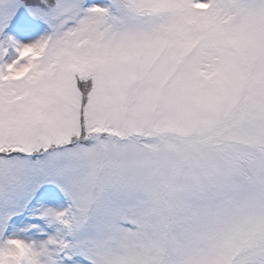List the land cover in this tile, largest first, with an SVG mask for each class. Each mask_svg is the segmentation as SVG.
<instances>
[{
    "label": "snow or ice",
    "instance_id": "obj_1",
    "mask_svg": "<svg viewBox=\"0 0 264 264\" xmlns=\"http://www.w3.org/2000/svg\"><path fill=\"white\" fill-rule=\"evenodd\" d=\"M0 264H264V0H0Z\"/></svg>",
    "mask_w": 264,
    "mask_h": 264
}]
</instances>
